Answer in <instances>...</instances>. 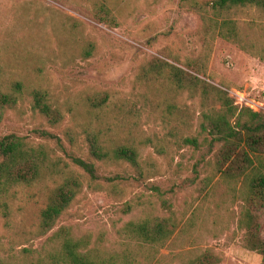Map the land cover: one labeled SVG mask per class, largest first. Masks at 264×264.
Here are the masks:
<instances>
[{"label": "rangeland", "instance_id": "rangeland-1", "mask_svg": "<svg viewBox=\"0 0 264 264\" xmlns=\"http://www.w3.org/2000/svg\"><path fill=\"white\" fill-rule=\"evenodd\" d=\"M186 1L0 0V89L14 82L24 87L22 100L0 124V136L45 143L82 184L75 203L42 238L34 239L32 232L59 177L43 173L33 185L1 198L0 259L38 248L64 227L96 253L130 255L137 264H189L204 251L220 258L219 264H261L242 247L236 226L240 184L217 174L204 187L201 180L212 176L204 166L206 150L179 147L169 132L174 127L178 135L192 134L203 105L211 104L200 99V89L185 74L224 86L235 106L264 114V62L206 33ZM100 3L111 20L94 19ZM226 17L243 31L248 24L264 25V14L256 10ZM245 32L264 46V32ZM35 89L47 91L61 110L57 127L31 110L28 94ZM103 96L101 107L90 106L91 97ZM42 131L60 143L41 140ZM86 131L100 132L108 146H133L139 170L123 162L96 163L91 181L71 163L73 157L87 160ZM171 216L176 231L157 252L120 235L128 222Z\"/></svg>", "mask_w": 264, "mask_h": 264}, {"label": "trees", "instance_id": "trees-1", "mask_svg": "<svg viewBox=\"0 0 264 264\" xmlns=\"http://www.w3.org/2000/svg\"><path fill=\"white\" fill-rule=\"evenodd\" d=\"M186 3L200 16L206 33L264 62V46L245 32H264V25L248 24L243 31L234 19L226 17L240 10H256L264 14V0H201V4L187 0ZM93 17L99 23L112 19L104 3L94 6ZM84 54L85 58L90 55L89 52ZM185 76L194 88L200 89V99L203 102L210 100L211 104L207 108L203 105L192 134L178 135L176 128L172 127L169 136L175 139L174 144L179 147H189L193 152L206 150L205 154L209 158L204 166L209 165L212 176L201 180L204 187L217 174L225 180L240 184L243 198L236 226L242 234V247L256 253L261 264H264V114L235 106L222 85L217 88L189 74ZM177 85L181 86L180 81H177ZM23 94L24 87L20 82L0 89V124L5 114L17 107ZM28 97L31 110L50 127H57L62 122V112L47 91L35 89L29 92ZM89 103L91 107L99 108L106 103L105 96L91 97ZM190 129L191 124L188 123V132ZM84 134L87 160L73 157L71 163L91 181L96 180V163L123 162L139 170L140 156L133 146H108L98 131H86ZM38 135L41 140L55 141L57 145L60 143L49 132L42 131ZM60 165L55 152L52 149L50 151L45 143L35 144L26 137L12 133L0 136V199L8 198L6 195L13 188L33 185L43 173L59 177V183L39 213L37 225L32 232L34 239L44 237L57 226L82 189L79 177L66 164ZM193 172L196 173V165L193 166ZM2 207L6 209L4 202ZM3 218H7V215H3ZM176 228L177 222L172 216L155 217L126 223L120 235L128 242L136 241L157 252L173 236ZM94 251L88 248V242L74 239L67 228L61 227L40 247L9 252V256L0 259V264H137L131 260L130 255L120 259L117 253L100 254ZM220 261L211 251H204L197 254L189 264H219Z\"/></svg>", "mask_w": 264, "mask_h": 264}]
</instances>
